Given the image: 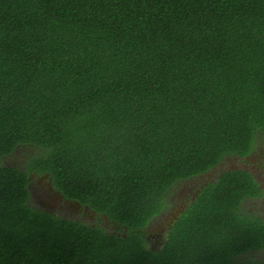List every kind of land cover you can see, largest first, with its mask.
Wrapping results in <instances>:
<instances>
[{"label": "trees", "instance_id": "obj_1", "mask_svg": "<svg viewBox=\"0 0 264 264\" xmlns=\"http://www.w3.org/2000/svg\"><path fill=\"white\" fill-rule=\"evenodd\" d=\"M264 139V0H0V160L30 168L118 234L29 205L0 165V264H257L264 192L206 182L150 248L169 188Z\"/></svg>", "mask_w": 264, "mask_h": 264}, {"label": "rangeland", "instance_id": "obj_2", "mask_svg": "<svg viewBox=\"0 0 264 264\" xmlns=\"http://www.w3.org/2000/svg\"><path fill=\"white\" fill-rule=\"evenodd\" d=\"M257 142L256 148L248 156H227L208 172L196 177L180 180L172 185L169 188L168 195L166 197L167 205L165 210L153 216L151 221L145 227L146 238L150 248L159 249L163 246L165 234L168 230L170 222L177 216L182 207L184 209L185 204H187L189 202L188 200L192 198L197 187L200 185L203 186L206 182L216 181L223 171L229 169H248L255 174L257 182L262 186V188H264V139H259ZM33 151H35V149L30 146H20L13 154L3 160H0V165L21 168L28 173V176L31 177L32 183L36 184V181L41 180L42 183L46 184L49 179L48 177H51L49 173L30 168V154H32ZM46 176L47 178H45ZM30 189L32 194L29 196V205L36 209L47 210L45 207H47L48 203L41 204L39 201L46 200L44 201L46 203L47 196L51 195L52 190H49V188L48 190L46 188ZM74 206H76L75 203ZM244 206L247 210L254 211L264 218V194L260 198L247 199L244 202ZM48 210H51L53 213L62 217L77 219L91 225L102 226L110 232L118 234L126 233V231L120 226L109 223L107 216L92 212L90 208L85 210V206H81L77 209L75 208V210L72 211H68L64 208L62 213L55 208ZM246 258L256 261L257 264H264V250L244 253L240 256L239 260H245Z\"/></svg>", "mask_w": 264, "mask_h": 264}, {"label": "flooded vegetation", "instance_id": "obj_3", "mask_svg": "<svg viewBox=\"0 0 264 264\" xmlns=\"http://www.w3.org/2000/svg\"><path fill=\"white\" fill-rule=\"evenodd\" d=\"M253 150H254V149H253ZM253 150H252V151H253ZM252 151H251L249 154H251ZM249 154H248V155H249ZM248 155H246V156H248ZM238 157H245V156H238ZM246 170H248V169H246ZM248 171L251 172L252 175L255 177V174H254L252 171H250V170H248ZM45 178H47V176H46ZM48 178H49L48 180L46 179V180H47L46 184L42 183L41 180L36 181V184H35V183H32V182H31V177L28 176V180H29V182H28V186H27V188H29L30 195L32 194V191H31L30 188H46L47 190H48V188H49V190H52L51 195L47 196V202H46V203L44 202V201H46V200H40V201H39V203H41V204H47V203H48L47 207H45V208H47V210H48V209H53V208H55V209H58L60 213H62V211H63L64 208L67 209L68 211H69V210H70V211L75 210V208L77 209V208H79V207H81V206H85V210H87V209L90 208L88 205H82V204H81L79 201H77V200H74V199H70V198L65 197V196H64V195H63V194L57 189L58 187L53 183L52 177H48ZM255 179H256V177H255ZM31 183H32V184H31ZM259 186H260V188H262V186H261L260 184H259ZM201 187H202V185H200L199 187H197V189L195 190L194 195H193L192 198H191L190 200H188V201H191V200L196 196L197 192L199 191V189H200ZM262 189H263V192H264V188H262ZM30 195H29V196H30ZM28 203H29V198H28ZM74 203L76 204V206H74ZM187 205H188V203L185 204L184 208H185ZM182 209H183V207H182ZM182 209H181V211H182ZM90 210H92V209L90 208ZM49 211H51V210H49ZM181 211H179L178 214H177V216L174 217V218L172 219V221L170 222V225L168 226V229H169V227H170L171 225H173L174 221L176 220V218L178 217V215L180 214ZM51 212H53V211H51ZM92 212H94V211L92 210Z\"/></svg>", "mask_w": 264, "mask_h": 264}]
</instances>
